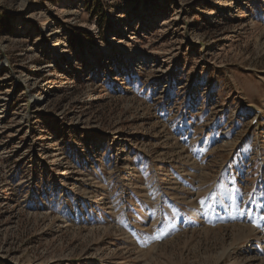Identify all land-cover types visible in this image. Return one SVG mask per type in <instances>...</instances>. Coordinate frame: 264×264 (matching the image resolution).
Returning <instances> with one entry per match:
<instances>
[{
  "label": "rangeland",
  "instance_id": "obj_1",
  "mask_svg": "<svg viewBox=\"0 0 264 264\" xmlns=\"http://www.w3.org/2000/svg\"><path fill=\"white\" fill-rule=\"evenodd\" d=\"M257 225L264 0H0V264H264Z\"/></svg>",
  "mask_w": 264,
  "mask_h": 264
},
{
  "label": "snow or ice",
  "instance_id": "obj_2",
  "mask_svg": "<svg viewBox=\"0 0 264 264\" xmlns=\"http://www.w3.org/2000/svg\"><path fill=\"white\" fill-rule=\"evenodd\" d=\"M215 195V193L210 194L209 198H212ZM204 201H201V204L203 205ZM257 227H264V225H257Z\"/></svg>",
  "mask_w": 264,
  "mask_h": 264
},
{
  "label": "bare ground",
  "instance_id": "obj_3",
  "mask_svg": "<svg viewBox=\"0 0 264 264\" xmlns=\"http://www.w3.org/2000/svg\"><path fill=\"white\" fill-rule=\"evenodd\" d=\"M68 1V0H67ZM67 3V2H66ZM50 21V20H49ZM48 24H50V22H47ZM46 29V28H45ZM133 54V53H132Z\"/></svg>",
  "mask_w": 264,
  "mask_h": 264
}]
</instances>
